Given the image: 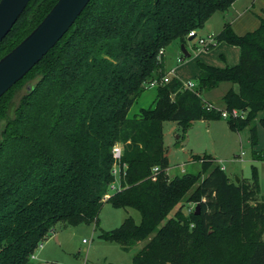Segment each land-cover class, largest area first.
I'll return each instance as SVG.
<instances>
[{"label":"trees","instance_id":"obj_1","mask_svg":"<svg viewBox=\"0 0 264 264\" xmlns=\"http://www.w3.org/2000/svg\"><path fill=\"white\" fill-rule=\"evenodd\" d=\"M58 1L31 0L0 44V59ZM236 1L91 0L57 45L0 98V264H29L59 223L98 225L105 203L141 214L139 225L127 217L119 228L102 233L125 252L145 243L133 264H264V195L256 167L250 181L236 184L213 156H194L201 161L198 174L167 176L164 123L177 122L186 132L192 122L221 118L201 97L221 83L237 87L223 97L225 109L247 113L228 121L230 128L249 129L252 148L258 145L264 18L243 36L225 23L213 37L216 44L239 47V65H202L192 90L175 77L161 83L166 70L160 51L184 43ZM32 79L37 80L11 116L16 91ZM153 79L160 81L154 105L130 118ZM259 123L264 128V118ZM117 144L123 150L121 186L113 193ZM253 157L264 160L261 152ZM187 204L199 205L200 214L184 212Z\"/></svg>","mask_w":264,"mask_h":264},{"label":"rangeland","instance_id":"obj_2","mask_svg":"<svg viewBox=\"0 0 264 264\" xmlns=\"http://www.w3.org/2000/svg\"><path fill=\"white\" fill-rule=\"evenodd\" d=\"M264 18V0H237L226 13L217 12L205 26L197 31L198 36L184 43L175 41L164 49L165 78L180 79L184 84L196 83L202 72V65L216 68L234 67L241 62V52L238 46L229 42L214 43V47L206 50L199 40L210 42L211 37L219 34L225 23H231L233 31L243 36L259 28L260 19ZM185 45L190 58L182 54V45ZM179 59H182L179 62ZM37 79L22 84L16 91L10 115L18 106L27 89L35 84ZM231 83H221L211 91H204L201 97L207 105H216L220 110L225 109L223 97L232 88ZM157 88H146L145 92L132 106L129 117L140 114L143 109L154 105ZM264 118V111L258 116L255 125L258 130V145L252 148L250 144V130L236 131L229 126L228 120L221 118L192 122L187 129L177 122L164 123V144L168 151L170 167L167 170L169 179L184 174H198L201 171V161L196 157L213 156L217 164L224 168L226 175L233 181L236 177L250 181L253 176V167L258 170L261 193L264 195V160H255L253 152L264 154V128L260 119ZM4 126L0 124L1 130ZM207 158V157H206ZM196 204H187L184 212L194 210ZM132 217L136 224H141V214L134 209L115 208L105 203L99 215L98 225L82 224L77 227H65L57 224L54 235L42 240L43 247H38L34 253L35 259L30 258L29 264H133V256L145 243L133 247L129 252L122 247L102 238L103 232H111L119 228L125 218Z\"/></svg>","mask_w":264,"mask_h":264},{"label":"water","instance_id":"obj_3","mask_svg":"<svg viewBox=\"0 0 264 264\" xmlns=\"http://www.w3.org/2000/svg\"><path fill=\"white\" fill-rule=\"evenodd\" d=\"M31 0L0 1V44L11 32ZM91 0H59L45 19L11 52L0 59V98L22 80L74 25ZM189 41L195 39L190 36ZM182 54H191L182 45ZM241 179L236 177L235 183ZM200 214V206L195 208Z\"/></svg>","mask_w":264,"mask_h":264},{"label":"built area","instance_id":"obj_4","mask_svg":"<svg viewBox=\"0 0 264 264\" xmlns=\"http://www.w3.org/2000/svg\"><path fill=\"white\" fill-rule=\"evenodd\" d=\"M190 36H195V38L198 36L197 33L195 31H192L189 35ZM213 38L210 39V42L206 41L205 39H200L199 43L201 45L204 46V48L207 50L208 45L212 44ZM164 56V49H162L160 51V58ZM182 59H179V62H181ZM170 79L168 78H164L161 80V83H166L168 82ZM160 84V81L157 79H153L149 84L148 87L149 88H156L158 87V85ZM196 86V83L193 82H189L188 84H185V88L187 89H194ZM207 110L211 111V110H220L218 109L215 105H207ZM221 111V117L225 120H238V119H245L247 116V113L243 112V111H239L237 109H233V110H220ZM122 155H123V150H122V146L117 144L114 149H113V157H114V166H113V170H112V174L114 176V181L111 183L110 187H109V191L111 192H116L118 190H120V181H121V159H122ZM126 166H124V170H126ZM224 170V168H222ZM153 173H154V177L153 180L156 179L157 175L159 174V168L156 167L153 169ZM109 197V196H108ZM193 210H189V212H191ZM38 247L42 248L43 247V243L41 242ZM32 258H35L34 255H32Z\"/></svg>","mask_w":264,"mask_h":264},{"label":"crops","instance_id":"obj_5","mask_svg":"<svg viewBox=\"0 0 264 264\" xmlns=\"http://www.w3.org/2000/svg\"><path fill=\"white\" fill-rule=\"evenodd\" d=\"M198 35V34H197ZM211 38H213V36L211 37ZM214 43V42H213ZM235 89L237 90V87H235ZM215 105V104H214ZM216 106V105H215ZM52 235H54L55 237H56V239H58V232L55 230L54 231V233L52 234ZM51 236V235H50ZM33 259H35V258H33ZM32 264H34V263H32Z\"/></svg>","mask_w":264,"mask_h":264}]
</instances>
